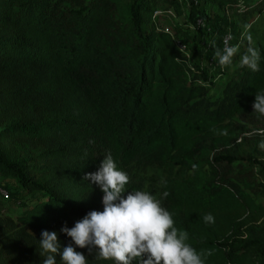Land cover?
<instances>
[{"label":"trees","instance_id":"1","mask_svg":"<svg viewBox=\"0 0 264 264\" xmlns=\"http://www.w3.org/2000/svg\"><path fill=\"white\" fill-rule=\"evenodd\" d=\"M178 1L0 0V186L5 201L34 195L0 214V264H43V230L58 233L56 264L69 244L88 264H115L60 231L104 210V193L83 177L109 154L129 176L123 195L160 200L204 264H264V135L255 131L264 116L253 109L264 92V0H190L251 25L259 70L229 65L218 79L201 68L215 40L206 51L193 41L191 55L159 27L155 11ZM233 31L240 57L248 41L244 27ZM149 166L164 177L148 178Z\"/></svg>","mask_w":264,"mask_h":264},{"label":"clouds","instance_id":"2","mask_svg":"<svg viewBox=\"0 0 264 264\" xmlns=\"http://www.w3.org/2000/svg\"><path fill=\"white\" fill-rule=\"evenodd\" d=\"M250 28L251 25H244L242 36L247 39L248 47L240 58V66L255 72L259 70L260 52L253 46ZM230 39V34L224 37L222 48L212 41L214 59L221 68L231 65L239 51L238 45H230ZM253 109L264 116V92H256ZM255 131L264 135V129ZM223 134L227 135V131ZM259 147L264 150V141ZM83 179L100 187L104 193V210H91L73 227L65 224L60 229L76 246L88 248L90 254L95 251L97 259L112 260L115 264H133V261L137 264H204L202 256L205 254L186 243L188 233L175 227L172 213L160 200L140 190L123 195L129 176L118 169L111 154L104 157L97 171L86 173ZM168 195L167 191L163 193L164 197ZM204 221L214 223V217L208 213ZM60 248L58 233L43 230L39 240L40 254L45 257L43 264H56L55 254ZM60 254L63 264H88L86 256L72 244L64 247Z\"/></svg>","mask_w":264,"mask_h":264},{"label":"rangeland","instance_id":"3","mask_svg":"<svg viewBox=\"0 0 264 264\" xmlns=\"http://www.w3.org/2000/svg\"><path fill=\"white\" fill-rule=\"evenodd\" d=\"M121 2V7L122 9H126L127 5L129 3L130 0H119ZM202 1V6L203 8L206 7L207 5V1L206 0H201ZM205 4V5H204ZM198 5H193L191 3L190 0H179L173 7H172V11L174 13V15H166L163 16L159 19V27L164 29V30H168L171 33H173V35L178 39V40H182L183 44L186 46V48L188 50H191V55H193V53H195V51H193L191 49V44L193 41L197 40V39H201V44L199 46V51H206L209 49L210 43L212 40L217 41L216 43V47L219 46L220 44V37L222 32L227 29L230 28L232 30H238L240 27H244V25H242L238 19L234 18L231 14L228 15H222L221 17L217 18L216 15L210 11H206L202 8H198ZM193 11L199 12L201 14H204V22L201 25L200 28H197L198 25L195 23L196 20L195 18H199V16H196V12L194 13ZM222 23V26L220 27L221 31L218 33H214V34H208L210 33L209 31L213 30L216 28L217 24ZM197 26V27H196ZM215 50V48H214ZM199 51H197V54L199 53ZM209 54V53H208ZM214 54V53H212ZM240 57L235 56L233 57V62L231 64V68L230 70H233V68L235 66H237L238 64H240ZM219 78V77H218ZM217 78V79H218ZM217 87V86H216ZM214 92L215 88L212 89ZM264 141V139L262 140ZM258 142L257 146L260 145V143L262 142ZM257 159L259 160H264V154H260V152H258V154L256 155ZM144 173L147 175L148 178H152V179H162L165 175V171L162 168H159L157 166H149L146 168V170L144 171ZM9 186L11 187L12 191H15L17 188H19L20 184L15 181L9 180ZM13 182V183H12ZM15 194V193H14ZM15 195H13V198L9 201H7L9 204H20L21 206H26L29 205L31 203H33L34 200V195L29 196L27 198H23V197H19L18 198H14ZM20 208V207H18Z\"/></svg>","mask_w":264,"mask_h":264},{"label":"built area","instance_id":"4","mask_svg":"<svg viewBox=\"0 0 264 264\" xmlns=\"http://www.w3.org/2000/svg\"><path fill=\"white\" fill-rule=\"evenodd\" d=\"M193 1L196 3L198 2V0H193ZM165 14L174 15L172 8L166 10L165 12L162 10H156L155 11V15H158V16L160 15L161 17L164 16ZM203 22H204V19L202 17L197 18L195 23L198 25V27L197 26L196 27L200 28L201 25L203 24ZM166 31H168V30L166 29ZM229 34L231 35V39L229 41L230 45H238L235 41L236 40L235 32L232 29L227 28L226 31L220 37L221 41H220L219 48L223 47V39H224V37L228 36ZM177 43L180 46V49H183L184 52H186L187 54H190V50H188L186 48V46L183 44V42H181L179 40V41H177ZM201 68L205 72H207L209 75L214 77V79H217L225 70L224 68H221L218 61L216 59H214V54H208L201 61ZM0 196L5 200L10 198V192L4 185L0 186Z\"/></svg>","mask_w":264,"mask_h":264},{"label":"crops","instance_id":"5","mask_svg":"<svg viewBox=\"0 0 264 264\" xmlns=\"http://www.w3.org/2000/svg\"><path fill=\"white\" fill-rule=\"evenodd\" d=\"M17 204H9L7 201H5L1 196H0V214L4 212H9L12 208H18Z\"/></svg>","mask_w":264,"mask_h":264}]
</instances>
